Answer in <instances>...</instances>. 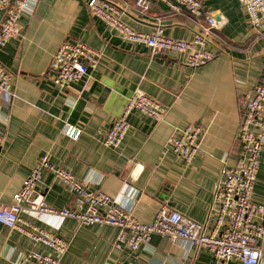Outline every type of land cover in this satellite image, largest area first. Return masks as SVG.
<instances>
[{"label":"crops","instance_id":"obj_1","mask_svg":"<svg viewBox=\"0 0 264 264\" xmlns=\"http://www.w3.org/2000/svg\"><path fill=\"white\" fill-rule=\"evenodd\" d=\"M109 1L125 9L123 19L138 31L152 33L162 25L165 35L190 40L200 29L199 20L188 10L174 11L163 0H151L146 14L137 10L136 0ZM202 1L225 23L210 38L209 46L218 56L198 68L185 64V54H153L150 48L123 39L91 14L87 0H37L33 14L21 15L20 34L0 49L14 94L11 103L1 100L0 204L13 202L38 159L48 154L57 167L71 171L91 190L109 194L142 222L154 220L162 203H167L187 217L207 222L208 230L214 228L218 214V207L212 206L215 182L241 151L239 100L264 74V17L263 34L257 35L240 0ZM64 42H82L102 56L89 75L60 90L50 79L51 62ZM137 88L169 106L167 115L158 122L134 111L121 146H105V132ZM67 122L83 130L77 140L63 133ZM190 123L205 124L208 130L194 159L187 163L172 150L169 138ZM37 191L54 208L75 204L70 189L48 170ZM253 198L264 204V148ZM23 216L71 241L60 264L215 261L212 251L185 241L171 243L154 235L150 245L133 252L114 246L118 234L114 226ZM260 246L264 250V237ZM30 252L51 254L52 249L0 224V264H19ZM220 264L242 263L232 259Z\"/></svg>","mask_w":264,"mask_h":264},{"label":"built area","instance_id":"obj_2","mask_svg":"<svg viewBox=\"0 0 264 264\" xmlns=\"http://www.w3.org/2000/svg\"><path fill=\"white\" fill-rule=\"evenodd\" d=\"M174 11L188 10L197 20L200 29L192 39L167 36L162 25L152 33L138 31L123 19L124 8L109 0H87L92 15L102 19L108 27L132 44L144 45L153 54H185V64L191 68L206 65L218 56V51L209 46L211 36L224 25L223 18H217L209 11L202 0H163ZM247 13V21L253 32L262 35L264 0H240ZM151 0H136L137 10L146 14ZM37 0H0V49L20 34L19 19L23 13L33 14ZM101 52L82 42H64L54 53L50 79L56 87L63 90L82 80L99 65ZM12 76L0 61V110L1 100L11 103ZM242 113L238 130L241 146L240 154L232 166H224L215 182L212 206L218 207L216 224L208 230L207 222H198L180 211L162 203L151 222L140 221L131 211L103 191L91 190L84 180H79L69 170L57 167L48 154L42 155L14 194L13 202L0 204V224L46 244L51 254L30 252L19 264H60L68 252L71 241L46 230L23 215L29 214L38 219L56 217L59 220L73 218L80 225H110L118 228L114 242L117 248L126 247L138 251L150 245L154 235L168 239L171 243L185 241L198 248H207L214 254L213 264L239 260L242 264H264V250L260 242L264 237V204L254 200V189L264 148V74L251 88L246 89L239 100ZM169 106L146 94L140 88L128 97L122 114L114 120L105 132L103 144L118 148L128 134L130 115L139 111L156 121H162ZM1 118V112H0ZM202 123H190L180 129L178 135L169 138L172 150L185 162L190 163L200 149V143L207 133ZM82 129L66 123L63 133L77 140ZM3 137L0 135V142ZM50 171L55 179L66 185L74 195L73 207L54 208L37 186L44 171Z\"/></svg>","mask_w":264,"mask_h":264},{"label":"water","instance_id":"obj_3","mask_svg":"<svg viewBox=\"0 0 264 264\" xmlns=\"http://www.w3.org/2000/svg\"><path fill=\"white\" fill-rule=\"evenodd\" d=\"M167 8L169 9V6Z\"/></svg>","mask_w":264,"mask_h":264}]
</instances>
